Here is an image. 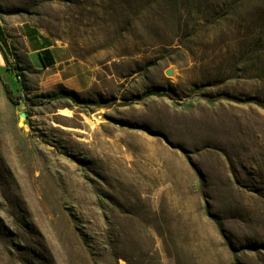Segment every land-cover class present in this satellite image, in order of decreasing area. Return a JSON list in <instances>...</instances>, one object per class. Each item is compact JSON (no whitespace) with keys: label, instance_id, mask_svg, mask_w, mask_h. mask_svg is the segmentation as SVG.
Masks as SVG:
<instances>
[{"label":"rangeland","instance_id":"obj_1","mask_svg":"<svg viewBox=\"0 0 264 264\" xmlns=\"http://www.w3.org/2000/svg\"><path fill=\"white\" fill-rule=\"evenodd\" d=\"M0 53V264H264V0H0Z\"/></svg>","mask_w":264,"mask_h":264},{"label":"crops","instance_id":"obj_2","mask_svg":"<svg viewBox=\"0 0 264 264\" xmlns=\"http://www.w3.org/2000/svg\"><path fill=\"white\" fill-rule=\"evenodd\" d=\"M22 37L26 44L25 54L32 68L43 71L55 68L56 76L62 78L64 75V80H62L64 86H70L73 83L72 77L69 76V65H63L62 68H59L62 63L60 60L62 51L47 35L33 27H22ZM46 50L48 53H45ZM6 57L8 58L7 54Z\"/></svg>","mask_w":264,"mask_h":264},{"label":"trees","instance_id":"obj_3","mask_svg":"<svg viewBox=\"0 0 264 264\" xmlns=\"http://www.w3.org/2000/svg\"><path fill=\"white\" fill-rule=\"evenodd\" d=\"M45 53H48V51L46 50ZM0 83H1L4 95L6 96L8 101H10L13 104H18V101L20 100V97L19 96H14L13 89L11 88L9 83H7L4 80L1 72H0ZM60 97L61 96H56V95H43V96H40V97H34L32 99V102H34V103H42L43 101L52 100L54 98H60ZM254 104L257 105L258 107L264 109V102L255 101Z\"/></svg>","mask_w":264,"mask_h":264},{"label":"water","instance_id":"obj_4","mask_svg":"<svg viewBox=\"0 0 264 264\" xmlns=\"http://www.w3.org/2000/svg\"><path fill=\"white\" fill-rule=\"evenodd\" d=\"M171 73H172V71H167V72H166V75L169 76V75H171ZM21 116H22V117H25V114H22ZM94 119L97 120V121H99V122L108 121L106 118L102 117L101 115H96V116H94Z\"/></svg>","mask_w":264,"mask_h":264}]
</instances>
